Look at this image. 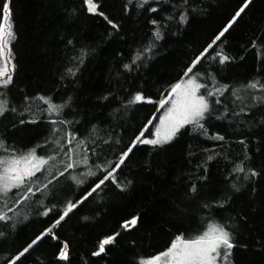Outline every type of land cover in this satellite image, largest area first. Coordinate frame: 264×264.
Here are the masks:
<instances>
[{"label":"trees","instance_id":"1","mask_svg":"<svg viewBox=\"0 0 264 264\" xmlns=\"http://www.w3.org/2000/svg\"><path fill=\"white\" fill-rule=\"evenodd\" d=\"M96 2L117 28L104 17L88 13L83 0H12L13 79L0 92L15 112L0 116V141L16 153L43 145L36 149L39 155L45 151L55 156L58 165L66 158L52 141L63 133L44 145L52 126L44 111L48 105L37 97L43 95L56 104L71 97L62 117L72 123L58 127H67L78 139H85L80 155L86 152L89 159L87 166L80 164L64 175H59L61 164L48 178V190L44 184H36L41 174L34 177L27 187L36 194H29L27 205L15 201L23 193L20 189L0 195L1 210L11 217L8 224L0 222V264H139L140 259L166 250L176 236L194 238L209 224L225 221L236 226V240L243 245L232 250L234 264H264V175L241 184L250 168L264 172V104L253 99L264 92L245 88L253 80L264 83V0H252L193 69V73L205 74L198 78L208 90L213 84L229 86L223 95L210 98L221 103L212 104L216 111L201 121L206 134L187 125L165 145L137 144L114 172L123 188L109 180L88 195L93 182L104 174L102 168L114 165L140 131L145 137L152 133L163 108L157 102L167 96L171 85L185 79L186 66L211 42L242 0H150L144 8L135 6L137 0ZM149 6L157 11H148ZM181 15L186 17L184 21ZM153 19L157 27L151 23ZM156 28L162 36L159 40L154 38ZM146 47L151 52L133 63ZM81 50L86 53L82 63L72 59ZM217 53L232 59L221 64ZM125 64L130 67L124 68ZM232 90H237L241 99L232 95ZM138 91L153 103L129 104ZM204 91L202 88L201 93ZM103 96L107 99L101 100ZM26 105H31L30 111ZM149 119L154 121L145 128ZM217 135L224 139H216ZM92 148L95 155L89 151ZM51 163L49 160L46 167L54 165ZM237 167H244L245 172H236ZM71 176L82 183L77 184ZM233 183L241 187L239 192L232 190ZM192 184L197 188L195 194L190 192ZM37 188L41 191L36 192ZM84 196L87 198L82 199ZM226 196L231 197L227 202ZM77 201V207L53 227L65 205ZM216 201L224 207H217ZM45 209H50L47 215ZM134 215L139 217L137 224L123 228V222ZM45 228H52L58 239L45 234L16 260ZM116 233L115 243L94 256L99 242ZM65 244L67 260L59 258Z\"/></svg>","mask_w":264,"mask_h":264},{"label":"snow or ice","instance_id":"2","mask_svg":"<svg viewBox=\"0 0 264 264\" xmlns=\"http://www.w3.org/2000/svg\"><path fill=\"white\" fill-rule=\"evenodd\" d=\"M159 2V0H157ZM83 3L86 5V10L88 13L97 14L107 21L112 28H117L118 25L114 23L111 19H108L105 14L99 10V5L96 0H83ZM129 3H133V0H129ZM252 3V0H242L241 4L237 7L231 17L226 21L223 27L218 31V33L211 39V42L203 48V50L196 55L194 59L191 60L190 64L186 66L184 70V78L179 82L170 86L167 96L160 99L157 103L159 107H164V105H169L165 112L159 116V123L154 126V133H152L153 138H147L144 135V131H140L138 135L131 141L129 146H126L120 153L119 160L114 165H109V167L102 168L103 175L98 177L96 181L93 182L91 190L88 192V195H91L92 192H95L99 189L106 181L111 180L113 183L123 188L122 185H119L114 172L116 169H119L122 164L125 163L126 158L133 153V149L136 148L137 144L140 145H151L153 147L163 145L168 141L172 140L173 137L186 125L194 126L195 128L204 130L206 134V129L204 124L201 121L205 120L208 116H211L215 109H213L212 104H220L221 100L219 99H210L217 95H223L225 91L228 90L227 85H221L216 87V84H213L211 90H208L206 84H202L198 81L197 76L205 75L204 73H193V69L196 68L198 64L201 63L202 59L209 53L210 49H213V46L216 45L217 41H220L222 37L225 36V33L229 31L230 28L242 17V14L245 13V10ZM12 0H0V88L7 89L11 84L13 76L12 72L14 71V65L12 64V50L11 42L15 38L14 26L11 20L12 16ZM145 5H150V0H137L136 7L144 8ZM127 8V5H125ZM148 11L155 12L156 8L149 6ZM171 18V17H169ZM181 21H184L186 17L184 15L180 16ZM153 25L157 24V21L153 19L151 21ZM161 34L159 30L155 31L154 38L159 40ZM69 44L72 43L71 40L68 41ZM151 52V48H144L137 56V59L144 56L146 53ZM86 53L81 50L79 56L73 57L75 61L83 62V56ZM216 56L219 58V63H224L232 59L228 55L222 53H217ZM216 57H213L215 59ZM135 63V61H133ZM129 64H125L124 68H129ZM72 73V69H68ZM192 74V75H190ZM218 83V82H216ZM204 88L205 91L201 93V89ZM246 89H259V91L264 92V83H261L259 80H253L248 82L245 85ZM232 95L237 96V99H241L237 95V90H232ZM5 93L0 92V116H3L5 112L11 111L15 112V108H9L8 101L4 99ZM38 100L42 101L48 107L44 110L49 115L46 117L51 127L50 136L45 138L44 145H47L51 137L56 136L58 133H63L59 139L52 141L53 143L59 145L63 149V155L66 158L62 160L63 171L59 172V175H64L69 172V170L76 169L80 164L87 166L88 164V155L85 152L83 155H80V149L85 144L84 138H77V133L75 131H68L67 127L60 128L58 125L68 126L72 122L64 119L62 117V111L64 107L70 102L71 97L67 98L66 101L56 104L51 99L41 95L37 97ZM101 100L107 99V96L100 97ZM255 101L259 104H264V96L253 97ZM25 100H28V97H25ZM136 102H146L153 103L150 97L143 95L141 92H136V94L128 101L129 104ZM253 107L255 105H252ZM26 110H31V105H26ZM228 111L227 107L224 108V112ZM241 111H244L242 108ZM57 117L53 119L52 116ZM217 119L221 118L220 116L216 117ZM35 123V120L31 121ZM21 124L24 123L23 120L20 121ZM152 124V120L149 119L145 128L148 125ZM95 133V129H93ZM218 140H223V136L217 135L215 137ZM60 140L65 141V144H60ZM243 143V141H241ZM66 145V146H65ZM43 148V145H36L33 148L23 152L16 153L15 150L9 152L8 148L4 146V142L0 141V149H2L7 155H0V195L7 196L12 189H21L24 188L34 177L36 173L40 172L43 174L44 166L48 163L49 160H55V156L49 155H37L36 149ZM95 155V148L89 149ZM80 156V159L75 157ZM213 157L209 155L208 160H211ZM107 163V162H106ZM100 168V165H97ZM238 173H244V167H237L235 169ZM92 173H89L91 175ZM264 175V172L257 171L254 168H250L248 173L241 177V184L251 183L255 178ZM56 177L54 176L53 179ZM71 179L77 184L82 183L76 176H71ZM47 188V185L43 186ZM231 188L234 192H239L241 187L236 183L231 185ZM253 191L255 189H252ZM40 188L36 189V192H40ZM190 192L195 194L197 188L195 184H192L190 187ZM29 194L33 196L36 194L33 191L32 187H27L26 191L23 194H20L19 200H26L29 198ZM84 196L82 199H86ZM225 202L231 199L230 196H226ZM19 200L17 202H19ZM77 202H68L65 205L64 211L59 215V218L55 220L53 227L59 225L61 221L69 215L77 207ZM217 207L223 208L224 203L220 201L215 202ZM6 207V205H5ZM205 208L209 205H204ZM8 211H11L9 209ZM50 209H45V215H47ZM138 216H132L130 219H126L121 225L123 228L128 229L131 226H135L138 222ZM11 220V217L7 214L6 211L0 210V222L8 224ZM15 225H11L14 227ZM49 234L52 236V239H58L53 233L52 228H45L39 235H36L35 238L23 248L22 251L16 257V260H19L20 257L24 256L25 253L29 251L36 245L38 241ZM119 233L114 235H108L99 242V251L93 252V255H99L100 253L105 252L106 245H112L116 241V237ZM0 236H3V233L0 232ZM239 245V242L236 240V226L231 221H225L224 223H211L205 230L197 235L195 238L184 239L181 236H176V238L171 242L170 246L166 250L151 256L150 259L142 261V264H234L231 260L232 250ZM59 258L63 260L68 259V245L65 244L62 249L59 251Z\"/></svg>","mask_w":264,"mask_h":264},{"label":"rangeland","instance_id":"3","mask_svg":"<svg viewBox=\"0 0 264 264\" xmlns=\"http://www.w3.org/2000/svg\"><path fill=\"white\" fill-rule=\"evenodd\" d=\"M155 26L157 27V24H155ZM157 30H159L158 28H156L155 29V31H157ZM160 32V31H159ZM161 34V33H160ZM162 37V36H161ZM160 37V38H161ZM138 59H137V56L135 57V62L137 61ZM12 64H13V62H12ZM186 79V78H185ZM197 79H198V81L200 82V80H199V78H198V76H197ZM201 83V82H200ZM201 91V90H200ZM169 107V105H164V107L162 108V110H161V112H160V115L159 116H161L164 112H165V110L167 109ZM159 123V117H158V119H157V121H156V123H155V125H157ZM154 125V126H155ZM187 126V125H186ZM186 126H184V127H186ZM183 127V128H184ZM183 128H181L180 129V131L183 129ZM154 128H153V130H152V133H154ZM179 131V132H180ZM178 132V133H179ZM152 133L149 135V136H147V138H153L152 137ZM177 133V134H178ZM176 134V135H177ZM175 137H173V139H174ZM172 139V140H173ZM172 140H170V141H168L167 143H169V142H171ZM167 143H164L163 145H165V144H167ZM61 144V143H60ZM55 145H57V144H55ZM58 146V145H57ZM160 146H162V145H160ZM3 150L2 149H0V154H1V152H2ZM36 153H37V155H39V152L36 150ZM40 155H49V156H53V155H50V154H48L47 152H45V151H43V152H41L40 153ZM52 163H54V165L53 166H51L52 165ZM52 163L50 164V166L51 167H46V165L44 166V170H43V174H41L40 172H38V173H36V177L39 175V174H41V177H40V179L38 180V182L39 183H36V184H44V185H46L47 184V181H48V178L50 177V176H52L55 172H56V170L61 166V161H59L58 162V165L56 164V158H55V160H52ZM30 182H32V181H30ZM29 184V183H28ZM27 184V185H28ZM27 185L24 187V188H21L20 189V191H22L23 193L26 191V188H27ZM51 185H47V188H45L46 190H48L49 189V187H50ZM23 193H21V194H23ZM19 200V197H17L16 198V200L15 201H18ZM24 201V203L27 205V199L26 200H23ZM19 202H20V200H19ZM19 202H18V204H19ZM0 210H1V207H0ZM214 223V222H213ZM195 238V237H194ZM189 239H191V238H189ZM147 259H150V258H143V259H140V261H139V264H142V261H146Z\"/></svg>","mask_w":264,"mask_h":264},{"label":"water","instance_id":"4","mask_svg":"<svg viewBox=\"0 0 264 264\" xmlns=\"http://www.w3.org/2000/svg\"><path fill=\"white\" fill-rule=\"evenodd\" d=\"M153 121H154V120H153ZM153 121H152V122H153ZM150 126H151V124H150ZM147 130H148V129H147ZM147 130L145 131V133L147 132Z\"/></svg>","mask_w":264,"mask_h":264}]
</instances>
